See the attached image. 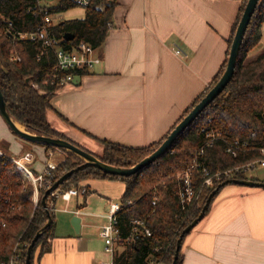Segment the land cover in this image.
Wrapping results in <instances>:
<instances>
[{
  "label": "trees",
  "instance_id": "1",
  "mask_svg": "<svg viewBox=\"0 0 264 264\" xmlns=\"http://www.w3.org/2000/svg\"><path fill=\"white\" fill-rule=\"evenodd\" d=\"M247 2L248 0H243L229 39L227 59L214 84L192 102L180 121L201 102L225 72L234 36ZM33 6L34 2L31 0H0V88L9 113L20 125L37 135L58 137L72 142L55 130L47 120V112L52 110L51 101L63 86L58 80L66 75L55 70V54L47 50L42 41L33 42L12 36L18 32L30 34L36 31L41 16L29 11ZM116 6V0H94L85 10L83 19L59 23L55 28V36L59 39H63L66 34L75 36L72 41H63L66 49H73L81 41L100 48L112 28ZM72 8L73 5L66 4L59 11L66 12ZM10 24L11 33L6 30ZM260 44H263V51L248 60L249 54ZM12 55H17L21 60L12 61ZM88 72L71 71L69 74L83 76ZM204 129H213L220 133L221 138L214 146H205L207 139ZM169 134L144 148H130L96 139L103 148V154L99 158L106 164L133 167L156 151ZM234 141L247 144V150L239 153L236 158L226 151L228 143ZM45 147L53 149L50 146ZM204 147V155L198 158L201 167L193 169L194 158ZM261 148H264V0L258 3L243 40L233 79L222 94L205 109L161 159L136 175L120 178L126 185L117 213L121 235L127 237L130 234L132 222L135 220H144L152 235L140 236L135 245L118 248L114 264H172L183 231L197 219L213 191L229 180L223 179L216 181L212 187L206 186L202 170L207 169L214 175L256 161L261 158ZM28 150L25 149L19 157ZM65 154L66 159L54 172L51 186L65 173L83 164L73 154ZM4 162L0 165V264H10L12 261L15 264H25L29 246L48 221L42 204L47 189H40V199L35 203L33 186L24 179L13 162ZM188 170L191 171L192 187L197 199L183 206L180 195L184 189V180L178 176ZM107 177L118 178L86 169L72 176L61 185L60 190L77 188L87 178ZM232 179L247 180L243 175ZM155 196L158 200L154 205ZM54 200L52 195L48 199V208L53 218L52 226L37 241L31 264H34L38 251L39 256L50 251L51 241L55 238L56 221L54 208L51 206ZM181 262L180 251L178 264Z\"/></svg>",
  "mask_w": 264,
  "mask_h": 264
},
{
  "label": "crops",
  "instance_id": "2",
  "mask_svg": "<svg viewBox=\"0 0 264 264\" xmlns=\"http://www.w3.org/2000/svg\"><path fill=\"white\" fill-rule=\"evenodd\" d=\"M116 1L112 28L97 51L101 63L62 86L51 101L52 110L47 112V120L55 130L86 150L93 144L100 146L96 139L144 148L170 133L192 102L214 84L227 59L232 28L243 3V0ZM177 49L180 55H176ZM6 127L13 136H7L10 142H5L8 150L4 151L14 152L12 138L21 154L28 142L21 141ZM1 129L4 130L2 125ZM31 151L35 160L30 167L38 174L50 149L33 144ZM55 157L58 162L64 160V155ZM79 187L87 189L82 195L84 206L78 202L81 196L69 203L58 198L54 214L58 210L72 215L79 212L80 234L72 231L55 234L50 251L42 256L38 251L34 264L103 262L99 250L94 248L95 241L84 235L89 226L83 220V215L90 213L87 198L96 189L105 187L108 201L110 195L122 199L126 185L119 177H107L87 178ZM115 187L121 189L119 195ZM75 198L76 207L72 205ZM60 201L64 205L58 209ZM113 204L116 203H110ZM97 242L104 248L103 240ZM181 255V264H264V188L225 186L207 215L184 238Z\"/></svg>",
  "mask_w": 264,
  "mask_h": 264
},
{
  "label": "built area",
  "instance_id": "3",
  "mask_svg": "<svg viewBox=\"0 0 264 264\" xmlns=\"http://www.w3.org/2000/svg\"><path fill=\"white\" fill-rule=\"evenodd\" d=\"M27 1V0H26ZM34 2V6L29 9L36 16L40 15L41 20L36 28V31L30 34L15 33L12 34L13 37H21L33 42L42 41L45 48L53 52L56 56L55 70L59 74H66L58 80L59 84L66 85L71 83L75 77L78 75H71V71H84L92 70L95 66L101 63L100 57L97 55L99 48L93 47L91 44L81 41L77 43L73 49H66L63 45V39H59L55 36L56 26L63 22L62 19H58L57 16L64 12H60L59 8L66 4L73 5V8H83L87 9L94 0H31ZM33 9V10H32ZM11 33V24L6 29ZM176 55H180L181 51L177 49L175 51ZM12 61L19 62L21 60L17 55L11 56ZM205 132L206 136V147H212L214 144L220 140L221 135L215 130L211 129ZM247 150L246 143H240L239 141H234L228 143L227 153L232 157H238L239 153L245 152ZM64 151L60 149H50L48 153V160L41 172L35 174L30 167V164L35 160V155L33 152H25L18 159H12L3 149L0 148V165L4 164L5 160L13 162L17 170L22 174L25 180L28 181L34 188L33 201L37 203L40 197V189H48L51 187L52 181L54 180V172L58 169L62 162H58L55 156L64 155ZM205 147L200 149L197 156L193 161V169H200L198 163L199 156L204 155ZM261 158L256 161L249 162L247 164L237 166L233 169H228L222 172H218L211 175L207 169H203L202 173L205 178V185L212 187L216 181H221L223 179H232L238 175H243L246 172L252 171L257 167H264V148L260 149ZM183 177L184 189L181 192L180 198L183 206H186L196 200V195L192 187V177L191 171L188 170L178 176ZM87 193L86 188H72L65 191H56L52 194L55 198L51 202V206L55 207L56 199H62V201L69 203L72 198L85 195ZM157 197L155 196L154 205L157 203ZM131 203V202H129ZM120 204H113L110 208V213L107 216L109 223L104 225L100 230V237L104 241L105 253L110 257L109 260L101 262V264H114L116 252L119 247L125 245H135L140 236L150 237L151 231L147 227L144 220H135L132 222V227L130 234L127 237L121 235V231L118 228L117 213L120 210ZM66 211H69L65 209ZM79 212H77V215ZM5 227V225H3ZM10 264H15L12 261Z\"/></svg>",
  "mask_w": 264,
  "mask_h": 264
},
{
  "label": "water",
  "instance_id": "4",
  "mask_svg": "<svg viewBox=\"0 0 264 264\" xmlns=\"http://www.w3.org/2000/svg\"><path fill=\"white\" fill-rule=\"evenodd\" d=\"M259 1L260 0H248L244 13L242 15V18L240 20V23L237 27L234 36V40L229 52V57L225 72L223 73L217 84L207 93V95L201 100V102L198 103L194 107V109L175 126V128L168 135L167 139L161 144V146L156 151H154L150 156L146 157L145 159H143L141 162H139L133 167L123 168V167L106 164L95 154L77 146L76 144H73L72 142H69L67 140L58 137L37 135L35 133L28 131L24 126L20 125L9 113L3 92L0 88V116L2 117L6 125L9 127V129L17 137L31 144L50 146L56 149H60L64 152L73 154L74 156L78 157L80 160L83 161V164L65 173L59 180H57L50 188L46 190L45 195L42 198V204L47 212L48 221L42 227V229H40L37 232L35 238L33 239L31 245L29 246L25 264L32 263V253L37 241L52 226L53 218L48 208V199L54 192L60 190L61 185H63L66 181H68L72 176H74L78 172L84 171L86 169H93L105 175L116 176L119 178L131 177L133 175H136L137 173H140L143 169L147 168L151 164L161 159L173 147L174 143L178 140V138L205 111V109L208 108L214 102V100L222 94V92L225 90V88L229 85V83L233 79L246 31L256 11ZM74 39L75 36L72 34H66L64 36L65 41H72ZM27 81L30 82V79H28ZM231 184L264 188V182L253 181V180L229 179L223 182L222 184H220L219 187L215 191H213V193L207 199L197 219H195L183 231L178 241L176 253L172 264H178L183 238L188 234H190L191 231L203 220L206 211L208 210L212 200L214 199L215 195H217L219 190ZM72 226L75 230V233L79 235L82 228V218L79 215H74V217L72 218Z\"/></svg>",
  "mask_w": 264,
  "mask_h": 264
},
{
  "label": "rangeland",
  "instance_id": "5",
  "mask_svg": "<svg viewBox=\"0 0 264 264\" xmlns=\"http://www.w3.org/2000/svg\"><path fill=\"white\" fill-rule=\"evenodd\" d=\"M124 0H122L123 2ZM129 1V0H127ZM85 17V9L83 8H72L62 14H60L59 16H57L58 19H62L63 22L65 21H71V20H76V19H83ZM263 51V44H260L255 50H253L248 57V60L255 58L259 53H261ZM2 118H0V124L3 126V129H1V125H0V148L7 151V145L5 142H10L7 139V136L10 135L11 137L13 136L11 134V132L7 129V125L3 123V121L1 120ZM6 125V126H5ZM20 139V138H19ZM21 141H23L22 139H20ZM24 142V141H23ZM11 143L12 146L14 148V152L13 151H8L10 152V154L8 153V155H10V157L12 159H18L19 158V148L16 145V143L12 140L11 138ZM26 149H30L29 151L32 152L31 150L33 149V144L30 143H26ZM91 151V153L93 152L94 154L97 155H101V150H102V146L98 145L95 146V144L92 145V147H88V151ZM24 151V149H23ZM89 151V152H90ZM28 152V151H27ZM21 155V154H20ZM66 159V154L64 153V160L62 162H64ZM48 158L45 160V163L47 162ZM243 177L247 180H257L259 182H264V167H257L252 171L246 172L243 174ZM111 178V177H110ZM115 180V179H113ZM118 185V184H117ZM95 190V189H92ZM97 192L88 195L87 198V209L90 213H92V215L89 213L88 215H83V220L84 222H86V224H88L89 226H87L84 229V235H87L89 237V239H91V241H95L94 244V248L98 251V256L99 259L102 261H106L109 260V256L105 253V249L103 248V245L101 244V242H97V241H102L101 238L99 237V232L100 230H98V227L107 225L109 223L108 218L104 217V215H108L109 214V210H110V203L111 202H115L119 204V200L121 202L120 198H116L113 199L112 195H110L111 201H108L107 198L109 197V195H107L105 193V187H103L102 189H96ZM115 191L118 192V195L120 194V191L118 190V188L116 189L115 187ZM107 196V198L105 197ZM40 199V197H39ZM79 205L82 207L85 204V199L83 196L79 197ZM64 204L60 201L58 203L57 208L61 209V207ZM73 206H77V201L76 198L75 200L72 202ZM73 209V208H72ZM81 213V212H80ZM83 213V211H82ZM74 217V215L67 213V212H62V211H57L55 213V221H56V225H55V234L56 235H65L67 234V232H73L75 233V230L72 226V218Z\"/></svg>",
  "mask_w": 264,
  "mask_h": 264
}]
</instances>
